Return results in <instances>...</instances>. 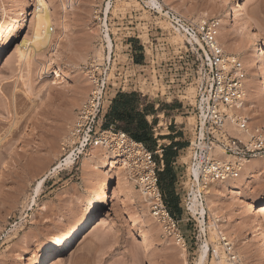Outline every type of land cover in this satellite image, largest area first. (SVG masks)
Wrapping results in <instances>:
<instances>
[{
    "label": "rangeland",
    "instance_id": "1",
    "mask_svg": "<svg viewBox=\"0 0 264 264\" xmlns=\"http://www.w3.org/2000/svg\"><path fill=\"white\" fill-rule=\"evenodd\" d=\"M41 1L50 12L49 26L56 36L52 37L51 43L58 41L61 33L59 24L65 17L70 36L66 43L62 41L59 52L66 49L68 54H62L59 60L50 63L49 49L37 52L32 54L27 69L23 62H18L17 50L24 42L33 39L38 0H0V228H16L19 235L30 243L55 233L83 214L89 192L104 173L101 168L107 159L99 147L110 150L109 146L99 144L73 152L74 144L69 140L77 112L90 90L89 64L94 59L96 64L102 65L108 55L97 45L103 25L94 20V12L101 10L107 14V25L116 37L130 36L131 90H136L133 92L137 95L139 110L149 116L146 121L151 122L153 140L157 141L153 152L169 147L170 134L180 129L178 141L184 144V148L171 164L174 181L170 191L177 198V206L172 209L184 244L169 236L153 219L137 182L141 170L132 167L124 173L119 184L109 189L106 201L99 204L88 228L77 235L69 248L45 253L25 245H11V253L4 255L1 253V237L5 234L0 233V264H196L205 241L208 253L204 264H214L213 246L226 256L218 246L220 239H212V224L224 225L228 231L241 217L245 205L259 204L264 200V157L250 159L247 162L250 170L246 172L244 167L231 186L210 184L221 193L214 198L215 202L221 203L219 218L215 220L207 214L204 223L200 224L199 216H194L188 209L191 183L185 165L188 160L185 148L194 118L186 113L189 107L173 95L184 77L181 69L184 65L177 58L186 50L182 33L181 37L177 36L166 17L134 0ZM158 1L164 9L191 18L186 13V9L191 7L189 0ZM213 1L222 9L226 24L238 32L246 48L243 54L253 48L264 52V0ZM206 2L199 0V6H196L206 10ZM256 21L262 23V29L258 28ZM129 51L118 48L116 54L124 59ZM185 55L188 56L185 63L190 69L194 56ZM121 66L122 63L118 72L122 76L125 70ZM257 66L258 100L254 108L244 111L250 126H263L261 123H264V61ZM184 83L180 85L181 90L192 101V86L187 80ZM147 88H150V95L143 97ZM112 90L111 99L115 95ZM178 94L182 95L180 91ZM167 100L172 102L167 103ZM156 104L159 106L155 110ZM127 151L124 150L126 154L121 152L123 158L128 156ZM70 154L73 156L72 165L48 175L36 196L40 177ZM153 158L159 163L157 154ZM236 190L238 199L230 208L227 199L233 196L231 191ZM201 195L205 203V194L202 192ZM222 209L227 211L225 215ZM244 237L248 245L243 247L248 257L246 261L264 264V216L250 220Z\"/></svg>",
    "mask_w": 264,
    "mask_h": 264
},
{
    "label": "built area",
    "instance_id": "2",
    "mask_svg": "<svg viewBox=\"0 0 264 264\" xmlns=\"http://www.w3.org/2000/svg\"><path fill=\"white\" fill-rule=\"evenodd\" d=\"M134 1L148 7L146 0ZM149 9L155 12L154 9ZM166 10L172 25L178 26L187 38L195 37L200 43L198 45L194 41H186L184 55L177 56L184 65L181 68L184 71L181 84H186L184 81L187 80L194 92L190 101L184 96L185 91L181 90V84L173 91V95L183 105L189 107L190 114L194 118L190 138L185 148L188 157L185 165L188 169L193 167L197 170L201 184L236 180L241 175L246 162L252 158L264 157V126H250L249 118L242 111L245 97L244 63L222 49L217 38V24L213 20L195 23L172 10ZM94 20L102 22L103 30L97 45L103 52L106 50L108 55L102 65L96 64L94 59L89 64L90 91L77 112L70 134L69 140L74 144L72 151L77 152L90 146L102 145V143L107 145L105 142L109 144L110 135L114 138L112 144L118 145L117 147L121 150L127 151L133 146L139 147L142 152L141 160L147 167L146 172L140 173L139 186H142L150 202L151 216L169 236L180 244H184L179 222L170 212L159 187L158 173L164 167L162 149L150 152L143 144L135 142L128 134L115 130L113 126L108 129L103 128L106 121L105 115L112 100L109 97L112 93L110 91L113 89V94L116 95L136 90H131L132 56L130 55L131 42L128 40L130 36L116 37L107 25V14H103L101 10H95ZM105 34L111 43L110 51L107 48ZM118 48L130 50L125 54L124 59L117 56ZM187 53L194 56L193 67L190 69L189 64L185 63L188 59L185 55ZM121 63L122 69L125 70L122 76V73L118 72V66ZM149 89H146V94H142L143 97L150 95ZM169 90L170 86L167 91ZM179 91L182 95L178 94ZM65 147L67 148L68 145ZM216 149H218L217 152H215ZM154 154L159 156V163L154 161ZM139 158L140 156L136 157L135 161ZM190 182L192 185L193 181ZM218 246L226 254L229 262L241 264L237 258L235 259L231 246L225 238L218 241ZM211 253L215 254L214 248Z\"/></svg>",
    "mask_w": 264,
    "mask_h": 264
},
{
    "label": "bare ground",
    "instance_id": "3",
    "mask_svg": "<svg viewBox=\"0 0 264 264\" xmlns=\"http://www.w3.org/2000/svg\"><path fill=\"white\" fill-rule=\"evenodd\" d=\"M198 1L199 0H189V4L192 7V8L190 7V9L189 8L186 9V13L188 17H191L189 19L191 20L193 19L195 23H198L200 21L213 20L217 24V34H218L217 38H218V42L222 46V49L226 53L233 55L235 58H238L241 62L244 63L243 69L245 71V74H244L245 76L243 78V84H244V96L245 97L243 101L242 111L244 112L248 110L249 108H254L258 100V98L256 99V95L257 93H259V85H258V81L256 78V73L258 72L257 64L264 61V58H263L264 52L262 51V49L253 48L251 51L243 54V52H246L245 45L239 39L238 32H235L233 29H231L226 24L225 16L223 14L222 9L217 7L213 0H207L206 2L207 9L200 10L198 9V6H199ZM71 3L72 2H70L69 4ZM146 4L149 8L154 9L155 13H157L158 11V13H160L161 16H164L167 19L168 18L170 19L168 11L162 7L161 3L158 0H146ZM69 6L72 7L73 5L71 4ZM64 18L63 17L61 18V22H60L61 24H59L61 27V31H60L61 33L59 35V38H57L58 41L51 43L52 42L51 39L55 35L49 26V24L51 23L50 12L47 6L41 0H38L37 10H36L35 20H34V36L32 40H30L28 43L24 42L23 45L17 50L18 62L19 63L23 62V65H25L26 68L29 69L30 60L32 56L35 55V53L37 52H44V50L46 51L49 49L50 53L48 55V58H49L50 63L54 62L56 59L59 60L62 54L63 55L68 54V51H66V49H63L61 53L59 52V49L61 48L60 44L62 43V41L66 43L68 36H70L69 35L70 33H68L69 31L67 30L68 28L65 24ZM256 22H257L258 28L262 29L263 28L261 26L262 23H260V21H256ZM173 26L175 28V33H177V36L181 37V33H182V36L184 37L185 42L194 41L195 43L200 45L199 41L195 37L193 39L187 38L185 34L183 33V31L178 26L176 25H173ZM50 31H52V33ZM105 36L107 40V48L110 51L111 43L106 34ZM67 45H69V43H67ZM30 88L31 87L29 86V89ZM261 124H263L264 126V123H261ZM110 139L111 141L109 142V144L107 141L105 142V144H107V147L109 146L110 150H108L106 147H103V146L99 147V149L103 152V154H105L107 161H105V163L103 164L101 168L104 171V173L100 181L98 180V183H96V186L93 189H91V191L89 192V198L86 202V206H85V210L83 214L69 221L62 229H59L55 233H51L50 235L43 237L40 240L34 241L33 243L28 242L24 236H20L19 231L16 228H10V229L0 228V233L5 234L3 237H1L2 245H3L2 251H1L2 254L4 255L10 254L11 245L12 247L13 245H25L27 247L34 248L35 250L39 252H45V253L50 252V250L57 251L62 247L69 248V246L72 245V243L75 241L77 235L83 233L88 228V226L94 219L95 215L97 214L99 204L106 201L109 189L112 186L120 183V181L123 178L124 173L127 170L134 167V168L140 169L141 172L147 171V167L145 166L144 162L141 160L142 152L139 147L133 146L134 149H129L127 151V153H129L127 154L128 156L123 158L122 157L123 155L121 154V152L125 154L126 152L118 148L117 147L118 145L112 144L114 141V138L111 137V135H110ZM94 150L95 148L92 149V151ZM217 151L218 149H216L215 152ZM133 156H136V157L140 156V158L138 159V161H135L136 157L133 158ZM72 157L73 156L71 154L67 155L64 158V160L59 161L56 164V166L52 167L48 171L49 173L45 172V174L42 177H40V179L37 182L36 189H35L36 196L39 194L40 190L42 189L48 175L52 173L56 174L57 171L62 169L63 167L69 168L73 163ZM244 167L246 168V172L250 170V167L247 162ZM189 174H190L189 176L190 181H193V184L190 187V195H189L190 197H189V203H188L189 211L194 216H199L198 221L200 224L204 223L205 216L207 214L209 216H212L213 219L216 220V218H219L217 214L219 212V209H220L219 205L221 203L215 202L214 198L221 196L220 191L212 187V185L210 186V184H207V183H203L205 185L201 184V182L198 179V172L195 168L190 167L188 169V175ZM193 177H194V180H192ZM233 181L235 180H230V181H226L222 183L225 186H231V184L234 183ZM137 182L138 184H140L139 179ZM232 186L235 187V185H232ZM202 192L205 194V197H206L205 203H203V200H202L203 198V196L201 195ZM231 192H233L232 194L233 196L227 199L228 200L227 203H229V206L234 205L237 202L238 195H239L237 190L231 191ZM141 193H142L143 198H145V202L147 206H149L150 202L146 198V195L144 193V190L142 189V186H141ZM33 202H35V199L33 200ZM222 212H223V209H222ZM255 216L256 217L264 216V200L261 201L259 204L253 202V203L245 205L244 210L241 214V217L238 220L234 221V223H232L233 225L231 229L229 230L227 229L228 231L225 230L224 225H217L219 223L216 224L215 222L212 224V227L214 228V230L211 232L212 239H215L216 237H218L219 239L225 238L228 241L229 245L231 246V250L233 251L235 255V259L237 258L241 264L248 263L247 262L248 259L246 261V258L248 257L245 256L246 252L243 249L245 245H246V248L248 247V245L246 244L247 242L245 241L246 238L244 237V234L246 232V226L248 225L250 220ZM240 235H242V237H240ZM180 247L183 248V245H180ZM213 247L215 250V254L213 255L214 264H233L232 262H229L227 257L224 256V254H222L219 251L218 247L216 246H213ZM242 250L245 253H243ZM207 253H208V243L207 241H205L204 244L200 247L199 256L197 258L198 260L196 264H204L205 259L207 257ZM248 255H250V253Z\"/></svg>",
    "mask_w": 264,
    "mask_h": 264
},
{
    "label": "trees",
    "instance_id": "4",
    "mask_svg": "<svg viewBox=\"0 0 264 264\" xmlns=\"http://www.w3.org/2000/svg\"><path fill=\"white\" fill-rule=\"evenodd\" d=\"M136 62H138L136 60ZM146 112L139 110L138 98L134 93H118L109 105L105 115L104 129L113 126L115 130L128 134L135 142L143 144L148 150L155 147L151 127L146 121ZM177 146L171 144L163 148L164 169L158 173L159 187L164 194L165 202L172 214L175 215L172 207L177 206V198L171 193L174 176L171 174V164L177 156L173 148ZM168 191V196L166 195Z\"/></svg>",
    "mask_w": 264,
    "mask_h": 264
},
{
    "label": "crops",
    "instance_id": "5",
    "mask_svg": "<svg viewBox=\"0 0 264 264\" xmlns=\"http://www.w3.org/2000/svg\"><path fill=\"white\" fill-rule=\"evenodd\" d=\"M135 66H137V65H135ZM130 93H133V92H130ZM115 95H113L112 96V99H113V97H114ZM170 97H173L172 95H170ZM174 98V97H173ZM172 102V100H167V103H171ZM180 102V101H179ZM159 106V104H156V107H155V110L157 109V107ZM184 107V106H183ZM179 111V109H176V112H178ZM186 113L187 114H190V111H189V109H187V111H186ZM162 115H164V112H162L161 113ZM145 118H149V116H145ZM149 123V126L151 125L150 123V121L148 122ZM169 125H171V120H170V123H169ZM174 128H176V125H177V123H176V121H174ZM151 127V126H150ZM171 129V128H170ZM178 130H180V129H178ZM178 130H176V131H173L170 135V139H171V142H170V144H173V145H176L177 146V148L176 147H174L173 148V150L174 151H176L177 153L178 152H180L181 150H183V148H184V144H182L181 142H179L178 140H179V133H178ZM151 131H153V129H152V127H151ZM162 141H165V140H162ZM156 144H157V141H156ZM160 144L158 143V145L157 146H159ZM155 148V147H154ZM150 152H153V149L152 150H149ZM155 152V151H154ZM162 152H163V150H162ZM178 156V155H177ZM177 156H176V159H177ZM174 164V163H173Z\"/></svg>",
    "mask_w": 264,
    "mask_h": 264
}]
</instances>
